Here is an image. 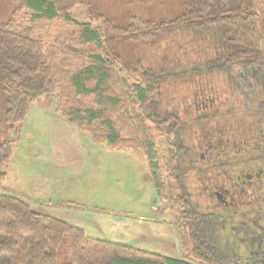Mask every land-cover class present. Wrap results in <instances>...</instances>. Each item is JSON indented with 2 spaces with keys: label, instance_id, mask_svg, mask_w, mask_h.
<instances>
[{
  "label": "trees",
  "instance_id": "obj_1",
  "mask_svg": "<svg viewBox=\"0 0 264 264\" xmlns=\"http://www.w3.org/2000/svg\"><path fill=\"white\" fill-rule=\"evenodd\" d=\"M156 1L161 11L155 18L134 15L124 26L104 13L100 0H12L8 16L0 18V182L30 105H55L53 98L56 110L96 142L142 149L160 198L162 169L173 179L183 170H203L198 149L213 121L196 119L198 90L228 100L231 121L240 125L230 154L235 160L247 154L239 146L247 130L241 121L249 117L255 124L264 116V0ZM79 6L86 14L76 20L72 13ZM22 12L30 13L27 26L17 23ZM54 22L55 30L41 33L40 25ZM128 44L150 53L129 61L121 49ZM148 121L168 136L165 160L147 134ZM217 121L225 123L220 116ZM222 134L217 127L215 137ZM195 211L183 220L200 214ZM183 220L175 225L183 256L172 258L88 237L83 228L36 211L18 196L0 194V264L231 262L228 224L215 225L214 235L205 237L202 228Z\"/></svg>",
  "mask_w": 264,
  "mask_h": 264
},
{
  "label": "rangeland",
  "instance_id": "obj_2",
  "mask_svg": "<svg viewBox=\"0 0 264 264\" xmlns=\"http://www.w3.org/2000/svg\"><path fill=\"white\" fill-rule=\"evenodd\" d=\"M100 1L104 13L115 24L124 26L134 15L155 18L161 11L158 1L153 2L155 0ZM12 7V0H0V18L8 16ZM85 12L84 7L79 6L72 17L80 20ZM29 15V12L20 13L17 23L27 26L31 20ZM57 26L55 22L40 25L41 33L55 30ZM121 49L129 61L141 57V52L146 56L150 53L148 48L132 44L121 46ZM145 63L144 66L149 67ZM153 64L156 65L155 60ZM53 99L56 105L57 100ZM55 105L44 101L30 105L7 174L0 182V194L18 196L36 211L59 217L71 225L97 226L101 223L99 217L126 222L163 219L171 224L176 238L175 225L181 226L182 212L176 199L167 201L171 191L168 187L174 182L169 170L162 169L167 185L163 187L164 198H160L142 149H115L107 143L96 142L88 131L81 130L60 114ZM146 126L150 129L147 134L155 143L157 156L164 152L165 160V153L169 151L166 150L168 136L159 135L149 121ZM126 137L130 135L127 133ZM110 221L106 222V227ZM108 228L117 229V225ZM177 251L183 256L179 238Z\"/></svg>",
  "mask_w": 264,
  "mask_h": 264
},
{
  "label": "flooded vegetation",
  "instance_id": "obj_3",
  "mask_svg": "<svg viewBox=\"0 0 264 264\" xmlns=\"http://www.w3.org/2000/svg\"><path fill=\"white\" fill-rule=\"evenodd\" d=\"M219 98L198 90V99L194 100L196 119L213 121V126L206 129L210 136L204 131L198 149L199 167L203 170L191 173L181 170L174 179L177 185L173 182L168 187L171 191L167 201L180 200L182 220L188 210L198 209L200 214L192 215L187 221L202 228L200 232L205 237L214 235L215 225L228 224L229 235H224L231 243L228 248L232 260L228 264H264V116L255 124L249 117L241 121L247 130L243 129L239 146H245L241 149L247 154L235 160L230 154L236 145L233 130L240 125L231 121L233 107L227 105L228 100ZM218 116L225 123L218 124ZM239 116H235L238 121ZM217 127L224 131V136L215 137ZM211 150H214L212 154Z\"/></svg>",
  "mask_w": 264,
  "mask_h": 264
},
{
  "label": "crops",
  "instance_id": "obj_4",
  "mask_svg": "<svg viewBox=\"0 0 264 264\" xmlns=\"http://www.w3.org/2000/svg\"><path fill=\"white\" fill-rule=\"evenodd\" d=\"M98 220L101 223L97 226L85 223L73 225L83 228L87 236L91 238L108 240L172 258L181 257L177 251V237L173 236L171 224L163 219L126 222L122 219L110 221L108 218L99 217ZM108 221H110L108 226L117 225V229L106 227L105 224Z\"/></svg>",
  "mask_w": 264,
  "mask_h": 264
}]
</instances>
